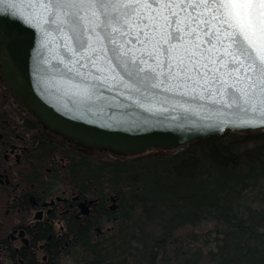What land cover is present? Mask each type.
Returning <instances> with one entry per match:
<instances>
[{
    "label": "snow or ice",
    "instance_id": "snow-or-ice-1",
    "mask_svg": "<svg viewBox=\"0 0 264 264\" xmlns=\"http://www.w3.org/2000/svg\"><path fill=\"white\" fill-rule=\"evenodd\" d=\"M36 7L51 29L46 36L69 56L70 79H112L136 92L164 85L264 117V0H38Z\"/></svg>",
    "mask_w": 264,
    "mask_h": 264
},
{
    "label": "trees",
    "instance_id": "trees-1",
    "mask_svg": "<svg viewBox=\"0 0 264 264\" xmlns=\"http://www.w3.org/2000/svg\"><path fill=\"white\" fill-rule=\"evenodd\" d=\"M91 150L70 163V174L82 169L87 188L118 196L112 231L121 236L76 241L92 250L87 258L100 249L108 260L101 264H119L114 258L132 249L130 264H264V131H226L131 157ZM249 191L254 205L244 202ZM204 222L216 231L206 251L193 244Z\"/></svg>",
    "mask_w": 264,
    "mask_h": 264
},
{
    "label": "water",
    "instance_id": "water-1",
    "mask_svg": "<svg viewBox=\"0 0 264 264\" xmlns=\"http://www.w3.org/2000/svg\"><path fill=\"white\" fill-rule=\"evenodd\" d=\"M37 3L0 0V61L6 85L44 129L80 146L129 156L175 150L226 131H264L259 113L225 108L206 94L193 100L191 91L181 95L164 85H137L136 92L112 79H70L69 56L46 36L51 29L42 24Z\"/></svg>",
    "mask_w": 264,
    "mask_h": 264
},
{
    "label": "flooded vegetation",
    "instance_id": "flooded-vegetation-1",
    "mask_svg": "<svg viewBox=\"0 0 264 264\" xmlns=\"http://www.w3.org/2000/svg\"><path fill=\"white\" fill-rule=\"evenodd\" d=\"M1 66L0 264L107 262L100 249L87 258L92 250L74 243L121 236L112 231L118 196L87 188L82 169L70 174V163L92 148L44 129L8 88ZM131 251L114 261L130 264Z\"/></svg>",
    "mask_w": 264,
    "mask_h": 264
},
{
    "label": "rangeland",
    "instance_id": "rangeland-1",
    "mask_svg": "<svg viewBox=\"0 0 264 264\" xmlns=\"http://www.w3.org/2000/svg\"><path fill=\"white\" fill-rule=\"evenodd\" d=\"M154 151L155 149H152L149 152H154ZM90 152L91 154H96L93 150H90ZM255 199H256V195L254 191H249L244 199V202L245 204L254 205L255 203L253 201H255ZM195 232L198 237V240L193 243L195 246L201 247V249L204 251H206L208 248L213 246L212 240H214L216 236V231L214 230V223L212 222L201 223L195 228ZM187 239H188L187 241H192V239L190 238ZM206 240H208L209 243H207ZM205 263H206V259H203L201 264H205Z\"/></svg>",
    "mask_w": 264,
    "mask_h": 264
}]
</instances>
